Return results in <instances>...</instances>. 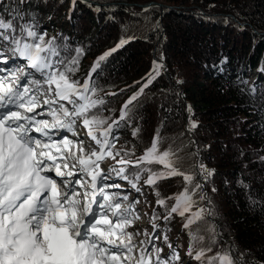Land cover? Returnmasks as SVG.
<instances>
[{
  "label": "snow or ice",
  "instance_id": "snow-or-ice-1",
  "mask_svg": "<svg viewBox=\"0 0 264 264\" xmlns=\"http://www.w3.org/2000/svg\"><path fill=\"white\" fill-rule=\"evenodd\" d=\"M64 2L59 0L60 5ZM78 2L98 15L106 12V19L113 21V13L121 7L107 0H70L68 21ZM48 5L49 0H0V264H185L183 245L173 244L169 237L177 216L188 235L185 256L197 264H264L246 260L244 252L237 260L232 253L238 249L233 245L214 252L222 237L206 217L216 216L213 195L207 191L210 187L211 194L219 192L214 183L216 169L204 162L201 145L194 138L198 122L190 104L187 124L171 138L168 148H162L169 139L161 134L164 120L141 155H136L135 144L127 146L128 141L117 147L124 129L140 140L142 98L161 77L169 80V87L160 89L161 109L172 111L164 108L169 96L180 103V86L185 81L179 74L169 76L164 54L152 60L151 69L140 80L118 92L111 90L114 85L105 91L99 83L102 65L136 37L121 35L114 47L95 58L81 79L77 73L88 48L63 32L48 36L39 21L41 9ZM164 11L149 4L132 15L151 24L150 31L159 40L160 21L153 23L152 14ZM206 19H222L241 32L248 28L247 18L239 11L235 17ZM121 29L126 32L128 25ZM252 31L255 38L258 34ZM259 39L264 40V35ZM229 62L221 55L202 67L224 76ZM257 71L264 73V63ZM242 85L249 81L240 75L235 80L225 76L221 90L235 88L241 99L247 97L252 114L259 117L257 127L264 133V87L258 91L255 81ZM132 89L117 115L105 96L120 97ZM210 147L205 145L204 150ZM237 151L242 159L244 150ZM253 156L264 166V148L253 150ZM171 178H182V191L164 196L159 184ZM238 185L246 191L251 188L243 179ZM149 195L155 198L154 208ZM247 202L250 210L259 205L264 212V200L253 198L250 191ZM141 203L151 212L142 216L137 207ZM145 218L150 227L141 228L139 222ZM200 223L207 225L203 231Z\"/></svg>",
  "mask_w": 264,
  "mask_h": 264
},
{
  "label": "trees",
  "instance_id": "trees-1",
  "mask_svg": "<svg viewBox=\"0 0 264 264\" xmlns=\"http://www.w3.org/2000/svg\"><path fill=\"white\" fill-rule=\"evenodd\" d=\"M107 3L121 6L113 13L116 16L114 21L106 19V12L98 15L79 2L72 13V20L68 21L66 17L70 0H65L62 5L59 0H49L48 7L40 11L39 21L48 36L63 32L88 48L77 73L81 79L86 76L95 58L114 47L121 35L136 37L113 53L102 65L99 83L105 87V91L109 85H114L111 90L118 92L120 88L140 80L151 69L152 60L159 59L161 52L164 54L169 76L179 74L185 81L180 86L183 93L180 103H174L175 96H169L164 101V108L171 107L172 111L161 109L163 94L160 89L169 87L168 78L161 77L150 91L146 90L148 96L142 98L141 113L144 119L140 140H134L131 130L124 129L117 147L128 141L127 146L135 144L136 155H141L144 146L150 145L160 121L164 120L166 126L161 134L169 139L162 148H168L172 143L171 138L185 128L188 119L186 107L190 104L194 110L193 119L198 122L194 138L201 145L204 162L209 168L216 169L214 183L219 192L211 194L210 187L207 189L213 195L216 216L206 217L217 225L222 237L214 252L233 245L238 249L232 253L237 260L239 254L244 252L246 260L264 262V212L259 210V205L257 210H250L247 202L249 191L253 198L264 200V180L261 179L264 177V166L253 156V150L264 148V133L257 127L259 117L252 114L250 102L246 103L247 97L241 99L235 88L221 90L225 76L235 80L237 75L249 81V85L242 87L250 86L253 81L258 91L264 87V73L257 71L264 63V40L259 39V35H264V0H107ZM149 4L159 5L166 10L152 14L153 23L157 19L160 21L162 34L159 40L155 32L150 31L151 24L146 25L141 17L132 15L140 13L143 6ZM237 11L247 18L248 28L243 32L231 24L225 25L222 19H206L235 17ZM49 15L53 17L51 21L47 18ZM239 22L245 23V20ZM124 24L128 25L126 32L121 29ZM253 29L258 34L255 38ZM221 55L227 56L230 61L224 76H217L212 70H204L202 64L205 61H218ZM171 85L175 86V79L171 80ZM134 90L120 97L105 96V99L112 101L110 107H114L118 115L120 106ZM178 144L179 140L173 144V148ZM205 145L211 147L204 150ZM237 149L244 150L245 156L242 159L238 158ZM244 163L249 165L247 169L243 167ZM241 179L251 185L250 190L246 191L238 185ZM225 180L228 181L227 185ZM159 188L162 195L171 196L182 191V178L161 181ZM148 199L152 207H156L155 198L149 195ZM137 207L142 216L146 211L151 212V208L143 203ZM144 220L147 222V218ZM199 226L202 231L207 227L203 223ZM192 227L195 230L197 225ZM171 229L169 237L173 244L183 245L180 252L185 264H197L185 256L188 235L182 228L180 217L177 216L171 222Z\"/></svg>",
  "mask_w": 264,
  "mask_h": 264
},
{
  "label": "rangeland",
  "instance_id": "rangeland-1",
  "mask_svg": "<svg viewBox=\"0 0 264 264\" xmlns=\"http://www.w3.org/2000/svg\"><path fill=\"white\" fill-rule=\"evenodd\" d=\"M139 226L141 228H145V227H148L149 224L143 219L142 221L139 222Z\"/></svg>",
  "mask_w": 264,
  "mask_h": 264
},
{
  "label": "water",
  "instance_id": "water-1",
  "mask_svg": "<svg viewBox=\"0 0 264 264\" xmlns=\"http://www.w3.org/2000/svg\"><path fill=\"white\" fill-rule=\"evenodd\" d=\"M144 7V6H143Z\"/></svg>",
  "mask_w": 264,
  "mask_h": 264
}]
</instances>
